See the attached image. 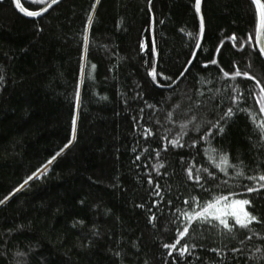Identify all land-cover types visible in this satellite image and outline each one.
Instances as JSON below:
<instances>
[{"label": "trees", "instance_id": "1", "mask_svg": "<svg viewBox=\"0 0 264 264\" xmlns=\"http://www.w3.org/2000/svg\"><path fill=\"white\" fill-rule=\"evenodd\" d=\"M21 1L30 10L44 6ZM93 3L62 0L29 18L12 0H0V199L12 193L0 204V264H264V222L229 232L216 221H194L177 247L196 243L195 249L182 257L163 248L177 239L181 225L172 223L177 210H192L190 199L183 203L186 197L204 203L233 191L238 199H251L247 207L264 220V189L246 193L240 187L254 186L246 176L264 171V132L251 119L260 118L259 104L249 95L254 81L223 78L216 65L205 69L201 63L215 57L225 71L238 66L264 84L257 47L241 49L225 39L232 33L238 42L254 37L251 0H203L202 50L194 49L187 35L199 28L194 0H152L151 11L148 0H100L84 53L82 33ZM152 13L157 54L150 49ZM193 50L198 59L187 79L157 86L149 68L175 80ZM234 87L243 91L241 107L248 112L230 117L222 135L200 140L233 106ZM74 115L76 138L64 148ZM173 139L178 146L171 145ZM217 164L227 167L228 175ZM189 168L202 177L199 182L188 178ZM37 169L45 172L28 180ZM205 169L216 174L215 184ZM236 171L244 175H233ZM153 212L156 219L150 222Z\"/></svg>", "mask_w": 264, "mask_h": 264}, {"label": "snow or ice", "instance_id": "2", "mask_svg": "<svg viewBox=\"0 0 264 264\" xmlns=\"http://www.w3.org/2000/svg\"><path fill=\"white\" fill-rule=\"evenodd\" d=\"M33 3L46 5V7H40L38 10H30L29 8L25 7L21 0H13L14 6L22 13L26 14L29 17H40L45 11H47V8H50L52 5L57 4L58 0H50V3L48 0H32ZM100 0H94V3L91 6V11L89 12L87 16V25L85 26V29L82 33V44H83V51L84 53L87 52L89 48V29L88 25H91L93 23V14L96 8V5L99 4ZM252 5L255 8L256 12V30L255 35L253 37L252 34H249L247 39L244 41H237V36L235 33H232L230 36L225 37V39L232 41L233 46H238L239 48L243 49L245 44H248L250 47H257L259 49V54L264 55V0H251ZM151 4L152 0H148V6L149 10L151 11ZM202 4L203 0H194V11L199 19V28L198 31L194 34L192 32L187 33V35L194 40V49L196 50H202V41H204V34H205V17L204 13L202 11ZM163 23V21H161ZM155 14L152 13V38L150 41V49L153 52V54L156 53L155 48ZM183 31V30H182ZM255 38L256 44L253 45L251 42ZM224 43V40L220 41V44L222 45ZM146 45L144 43H141V50L144 49ZM216 53L220 52L219 46L215 49ZM191 58L186 60V63L182 66V70L179 72L178 75H176V79L173 80L172 76L165 75L164 72L157 73L155 66H152L149 68V75L152 77L153 81L157 84V86L163 88V87H171V84H176L177 81L180 80L181 77L185 76V73H190V66L195 67L193 64L194 59H198L196 55V51L193 50L190 53ZM201 63L204 65V68L207 69L208 65H216L219 69V72L222 74L223 78H231L235 79L237 77H246L250 78L251 81H254V87L250 86L251 90L249 91V95H254L256 102L259 104V113L260 118H258L256 115H252L251 119L252 121L258 125V131L264 132V84H261L260 80L255 76L251 75L247 71H240L239 67L236 66L233 71H225L222 67H219V60L215 57L211 59H205L201 61ZM93 68H95V65H92ZM161 77L164 81L170 83L161 84L160 80L157 79V76ZM175 75V74H173ZM83 76H84V64L81 63V72H80V82H83ZM4 77L0 75V81H2ZM258 88L259 92H255L254 90ZM233 95L230 96L231 105L226 108V110L223 111L222 115L217 119L214 123H211L210 126L207 127V130L204 133V136L200 137V140L206 141L214 137L216 135H222L225 132V125L228 123V119L235 115L236 112H248L247 108L241 107V101L245 99L243 91H237V88H232ZM74 102L75 107L78 109L81 105V94H80V87L79 83L77 84L76 91L74 93ZM199 103V101H197ZM149 107H152L149 105ZM142 111V110H141ZM135 119V118H134ZM213 129H216V132L213 133ZM199 131V129H197ZM76 116L74 115L72 118V138L67 141V143L64 145V148H67L73 140L76 138ZM151 134V129H149L146 133H144L145 136ZM172 146H178V141L176 139H173L170 141ZM197 140H193L192 144H196ZM165 148L168 147V144L164 145ZM64 148L60 149V152L64 150ZM56 155H59L57 153ZM156 155L159 156V152H156ZM55 159V156L51 157L48 164L51 163V160ZM137 160H139V156L136 157ZM222 162L224 164H227V160L222 157ZM42 167H45L42 165ZM217 167H219L220 171L223 172L225 175H228V168L227 167H221L219 164H217ZM233 168H236V165H232ZM46 170V168H45ZM40 171V169H37L36 172H33L27 179L31 180L34 177H37V173ZM188 172V178L189 179H195L197 182H199L202 177L200 175H193V170L191 168L187 169ZM205 172H207V175L210 177H213L212 183L215 184L216 174L214 172H208L207 169H205ZM233 175L239 177L243 176L244 173L241 171H236L232 173ZM246 179L249 181H252L254 183V186H248V185H241V191L246 193H256L259 192L260 189H264V171H258L255 175H248L246 176ZM27 183V181H25ZM148 183H152V177L151 175L148 176ZM24 185H20V187H23ZM157 188H159V184L156 185ZM197 187H200L202 191H207L204 188V185L197 183ZM18 189H13V192L17 191ZM12 193H9V196ZM155 196H159V192L154 193ZM9 196H5L3 199H0V204L5 203V201L8 200ZM237 193L233 191H228L227 195L221 194V195H214L212 199H209L208 201L201 203L198 196H192L191 198H184L183 203L185 205L189 204V199L191 200V211L187 212H181L177 210L179 213L172 221L173 224L176 223L177 220H179L180 225L175 230L176 232V241L174 243H165L163 244V248L168 249V255H172V251H177L180 256H184L185 253L191 252L192 249H195L197 247L196 243H192L189 245L188 243H184L181 247H177L178 244H180V239L185 237L189 233V229L194 221L199 222L201 224L207 223L209 225H213V222L216 221L221 225L224 229L231 232L235 226H239L241 229H248L249 226L253 222H264L262 218L256 214H254L255 209L253 208L251 211L247 206L252 205V200L248 198L244 199H238L236 198ZM162 199V198H161ZM152 203L154 205H158L160 203V200H153ZM168 204H172L171 200L167 201ZM139 207H143V205H138ZM229 218H231L234 221V224L229 223ZM156 214L153 212L149 220L155 221ZM82 223V221H81ZM202 246V245H201ZM213 251H216L218 254H222L219 249H213ZM232 251H238V249H232ZM116 255H120L119 252L116 253ZM175 259V258H173ZM167 264V262H166Z\"/></svg>", "mask_w": 264, "mask_h": 264}, {"label": "water", "instance_id": "3", "mask_svg": "<svg viewBox=\"0 0 264 264\" xmlns=\"http://www.w3.org/2000/svg\"><path fill=\"white\" fill-rule=\"evenodd\" d=\"M13 1V0H12ZM62 0H58V3L59 2H61ZM21 3H22V1H21ZM49 3H50V1H49ZM57 3V4H58ZM23 4V3H22ZM57 4H54V5H52L50 8H47V11H45L42 15H44L45 13H47L51 8H53L55 5H57ZM43 7H46V5H44ZM16 8V7H15ZM16 10L20 13V14H22L23 16H26V17H29V16H27L26 14H24V13H22V12H20L17 8H16ZM41 15V16H42ZM29 18H37V17H29ZM257 49H258V46H257ZM259 50V49H258ZM262 57L264 58V55H262ZM52 164V163H51ZM51 164H49L47 167L49 168L50 166H51ZM44 170V169H43ZM46 170H48V169H46ZM45 170V171H46ZM45 171H41L40 173H38L37 174V177L38 176H40L41 174H43Z\"/></svg>", "mask_w": 264, "mask_h": 264}]
</instances>
